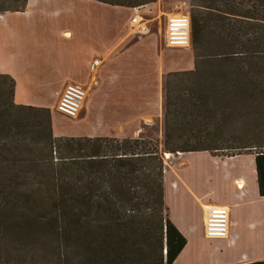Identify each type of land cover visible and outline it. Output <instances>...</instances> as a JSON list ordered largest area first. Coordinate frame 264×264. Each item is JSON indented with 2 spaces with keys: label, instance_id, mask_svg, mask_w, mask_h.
<instances>
[{
  "label": "trees",
  "instance_id": "trees-1",
  "mask_svg": "<svg viewBox=\"0 0 264 264\" xmlns=\"http://www.w3.org/2000/svg\"><path fill=\"white\" fill-rule=\"evenodd\" d=\"M98 1L124 5L122 0ZM198 1H221L227 6H204L202 12ZM254 2L260 7L237 9L234 0H190L196 9L190 13L192 45L198 46L207 36L210 51L197 54L194 69L184 74L206 79V70L213 67L210 99L195 106L208 112V103L215 105L218 127L228 124L229 117L234 119L236 126L225 145L216 140L173 146L166 120L161 147L157 139L141 136H54L49 108L13 99V105L21 108V121H12L21 126V171L0 168V193L10 188L15 210L11 224L21 236L39 240L52 263L57 258L65 264H172L186 238L170 220L164 202L165 152L236 151L232 155L249 150L255 154L259 193L264 196V143L246 137L250 126L258 128L256 120L264 121V0ZM26 3L0 0V12L22 11ZM250 60L256 61L254 75L261 76L259 80H249ZM1 75L10 79L14 95L15 79ZM237 83H250L251 90L239 91L241 106L232 115L228 104ZM246 102L253 103L248 114ZM41 114L47 116L46 126L37 119ZM249 115L253 123L245 122ZM9 125L1 118L0 141L4 150L11 151L19 143L12 140L10 145ZM11 160L17 163L9 155L0 156V163ZM243 264H264V260Z\"/></svg>",
  "mask_w": 264,
  "mask_h": 264
},
{
  "label": "rangeland",
  "instance_id": "rangeland-1",
  "mask_svg": "<svg viewBox=\"0 0 264 264\" xmlns=\"http://www.w3.org/2000/svg\"><path fill=\"white\" fill-rule=\"evenodd\" d=\"M122 1L124 5L106 9L107 20L110 19L111 23L109 25L107 23L105 53L101 56L102 60L105 59L103 62H107L109 54H123L122 59L110 62L111 69L120 70H103L99 72V75H95L94 79L97 84L93 85L92 89H88L91 90L85 101L88 109L84 104L76 118H69L56 112L53 106L58 96L47 94V99L51 103L47 108H49L53 135L58 136L54 133L56 130L61 135L73 136L86 134L117 137L141 136L152 140L157 139L161 147L166 120L167 134L173 146L185 147L198 141L211 142L212 144L216 140V142H224L225 145L226 140L231 138V128L236 126L234 119L229 117L228 124L218 127L219 116L213 112L215 105L208 103V112L198 110L199 107L195 106L201 102V99H210L212 87L209 76L213 67L209 65V69L206 70V79L194 74H184L185 71L194 69L197 54L210 51L208 37H203L198 46L193 47L191 42L186 48L167 47L164 40L167 20L165 13H176L182 9L190 16L191 11L196 10L191 6L190 0ZM252 1L254 0H234L237 9L260 7L257 2L252 4ZM197 3L201 5V9H207L204 6L217 8H226L227 6L221 1L213 3L198 1ZM117 8H122L119 10L120 12L124 10L127 19L134 14L133 8H137V13L144 20L148 32L136 34L133 31L134 28H137L136 26L130 27L126 24L120 26L117 22L119 16ZM203 9L201 11L205 12ZM89 10L90 13L94 12L93 6H90ZM4 13L0 12V15ZM57 18L61 23H64L66 14L62 13L56 17V20ZM55 43V39L50 37L48 43L44 45V55L50 60L57 56L58 46ZM132 55H137L139 59L131 61ZM255 64V60L248 62L247 67L252 76L249 78L250 81L259 80L261 77L254 75L256 73ZM1 74L0 120L1 118L8 119L9 127L12 128V132L8 133L11 137L10 145H13L14 142L19 144L10 151L4 150L2 141H0V156L2 154L9 155L10 159L17 161L15 164L12 160L0 163V168H9L12 171L20 172L21 126L15 127L12 121L14 118H19L21 121V108L13 105L12 83L7 76ZM249 90H251L250 83L246 86H241L238 83L232 86L233 94L228 104L232 115L238 106H241L236 95L239 94V91L245 93ZM193 103L195 104L193 105ZM243 107L248 114L253 109V103L246 102ZM37 119L42 120L43 125H47L46 115L41 114ZM245 122L253 123L254 121L249 115ZM255 122L258 128L254 129L250 126L246 137L250 141L262 144L264 143V121L259 119ZM207 151L219 158L236 153V151L223 149ZM240 152L238 154L252 153L249 150ZM174 156H177V153L168 158L164 154V171L174 164ZM9 192L10 188L0 193V264H65L62 260L59 262L57 258L52 263L50 254L43 249L39 240L24 238L23 235L21 236L20 229L13 227L10 218L14 216L15 210L12 208ZM201 207L205 224L208 204L201 203ZM201 245L203 249L210 248L208 243ZM220 252L223 253L224 250L221 248Z\"/></svg>",
  "mask_w": 264,
  "mask_h": 264
},
{
  "label": "crops",
  "instance_id": "crops-1",
  "mask_svg": "<svg viewBox=\"0 0 264 264\" xmlns=\"http://www.w3.org/2000/svg\"><path fill=\"white\" fill-rule=\"evenodd\" d=\"M107 7L120 5L98 0H27L24 10L2 15L0 73L15 79L16 103L48 107L51 103L47 94L58 96L65 84L75 82L89 89L92 77L100 71L120 70L111 69L110 62L122 59L123 54L111 53L107 62L101 59L107 23H111L107 20ZM62 13L66 14L64 23L59 17L56 20ZM130 18L121 10L117 22L131 27ZM50 37L58 46L57 56L51 60L44 55V45ZM131 57V61L139 59L137 55ZM94 59L100 61L92 70ZM54 133L61 135L56 130ZM176 153L174 164L164 171V202L170 220L186 243L172 264H243L264 260V196L259 193L255 154L219 158L207 150ZM201 203L228 208L225 239L205 236ZM202 243H208L210 248L203 249Z\"/></svg>",
  "mask_w": 264,
  "mask_h": 264
},
{
  "label": "built area",
  "instance_id": "built-area-1",
  "mask_svg": "<svg viewBox=\"0 0 264 264\" xmlns=\"http://www.w3.org/2000/svg\"><path fill=\"white\" fill-rule=\"evenodd\" d=\"M134 9V14L130 18V25L138 23L137 8ZM179 10V9H178ZM2 15H0V18ZM136 34H143L142 26L133 29ZM166 34L164 37L165 44L172 48H184L191 43V21L189 13L185 10L176 12L172 17L166 20ZM100 61L94 59L91 64V69L97 66ZM96 83V81H94ZM87 96L86 86L69 82L64 85L62 91L58 94L54 109L56 112L69 117L76 118L85 102ZM229 210L224 205L211 204L207 209V220L204 224V234L209 239H225L228 233Z\"/></svg>",
  "mask_w": 264,
  "mask_h": 264
},
{
  "label": "bare ground",
  "instance_id": "bare-ground-1",
  "mask_svg": "<svg viewBox=\"0 0 264 264\" xmlns=\"http://www.w3.org/2000/svg\"><path fill=\"white\" fill-rule=\"evenodd\" d=\"M165 14H166L167 19H168V18L172 17L175 13H165ZM137 16H138L137 20H138L139 22L136 23V24H134V26H136V27L142 26L143 29H144V33H147V32H148V28L146 27V24H144V20H142V17H140L139 15H137ZM165 32H166V31H165ZM165 34H166V33H165ZM66 35L69 36L70 33H69V32H66ZM186 47H188V46H186ZM186 47H184V48H186ZM98 63H99V61H98ZM93 84H95V83H94V77H92V82H91V84H90V88H91V86H92ZM86 90H87V93H88V88H87V87H86ZM164 154L166 155L167 158L171 156V152H165ZM239 181H240V180H239ZM239 186H242V185L240 184Z\"/></svg>",
  "mask_w": 264,
  "mask_h": 264
},
{
  "label": "water",
  "instance_id": "water-1",
  "mask_svg": "<svg viewBox=\"0 0 264 264\" xmlns=\"http://www.w3.org/2000/svg\"><path fill=\"white\" fill-rule=\"evenodd\" d=\"M164 253H165V250H164Z\"/></svg>",
  "mask_w": 264,
  "mask_h": 264
}]
</instances>
